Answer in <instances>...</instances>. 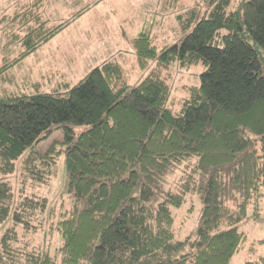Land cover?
Here are the masks:
<instances>
[{
	"label": "trees",
	"instance_id": "1",
	"mask_svg": "<svg viewBox=\"0 0 264 264\" xmlns=\"http://www.w3.org/2000/svg\"><path fill=\"white\" fill-rule=\"evenodd\" d=\"M232 1L206 0L181 41L161 50L139 34L138 67L155 66L135 84L111 59L64 88L0 89V228L12 223L0 238V264H230L244 249L248 236L237 225L261 217L264 204V0H237L230 10ZM34 18L24 52L0 62V87L10 68L65 26L45 29L48 20ZM172 65L203 67L178 110L160 75ZM59 129L62 139L35 150ZM62 156L75 206L49 227L60 241L54 255L19 232L43 229L48 198L24 191L16 200L7 178L22 162L33 184L47 183ZM180 168V180L165 189ZM193 194L202 202L198 226L179 240L172 209Z\"/></svg>",
	"mask_w": 264,
	"mask_h": 264
},
{
	"label": "rangeland",
	"instance_id": "2",
	"mask_svg": "<svg viewBox=\"0 0 264 264\" xmlns=\"http://www.w3.org/2000/svg\"><path fill=\"white\" fill-rule=\"evenodd\" d=\"M28 0H0V62L2 64L12 61L19 57L24 52L27 45L21 40L32 27L39 25V22L30 13L25 16L14 19L15 13L22 12L19 9V4L26 3ZM49 3L45 6L42 18L48 20L45 29L53 28L61 25V23L70 22L75 15L82 12L80 16V35L84 44L90 45V53H85L84 45H80L79 52L84 53V56L78 55V61L84 60L86 65L83 69H76L75 67H62L65 64L64 58H57L58 63H52L50 54L65 53L63 49L54 50L57 46H64L65 43H73L71 40L74 38V29L77 28L73 23L62 34L54 38L50 43L44 45L37 54L26 58L22 63L8 74L11 77L15 74L19 80V84L24 80V76H30L31 82L43 84L44 91H49L51 87L60 80V74H64L70 78V81L76 83L83 78L88 70L100 65V61L105 59L106 56L97 57L94 53L95 44H107L109 52L114 49L111 42L117 30V24L114 22L124 19L130 32L129 36L137 37L142 32L149 33L153 38L154 45L161 50L165 46L179 43L182 39L184 30L189 26H193L197 20V16L202 10H206V0H81L79 6L76 4H66L64 0H48ZM70 1V0H68ZM237 0L232 1L230 10L234 7ZM44 6V5H43ZM42 6V7H43ZM42 9V8H41ZM118 12V18L115 17L114 11ZM25 11V10H24ZM5 13L6 20L3 21L2 15ZM42 15V14H41ZM129 18V19H128ZM74 25L76 27H74ZM82 32V34H81ZM111 32V33H109ZM112 33L114 35H112ZM18 35L14 41V37ZM82 43V42H81ZM125 51H121L122 58H112L120 62L125 71V79L130 84H135L137 81L149 75L155 65L152 64L151 69L143 72L139 69L135 55L128 52L133 48V44L124 41ZM54 48L49 51L48 48ZM128 50V51H127ZM92 54V56H90ZM91 59V64L87 59ZM86 59V60H85ZM99 62V64H95ZM50 63V64H49ZM67 64V63H66ZM87 69V70H86ZM75 70V71H74ZM69 72V73H68ZM203 72L202 66H195L191 68H179L172 65L168 69L160 71V75L166 77L169 85L173 88V96L170 106L178 110L181 101L188 96L187 88L197 86L200 84V75ZM8 77H4L2 82L7 83ZM2 86V84H1ZM9 90H15L14 86L4 84ZM32 90H27L26 93H33ZM84 128H77L78 132ZM62 130L54 131L47 140L43 141L36 147V151L46 150L54 140L62 139ZM22 162H17V170L14 174L8 176V181L13 187L15 199L18 200L19 196L24 191L28 194L37 193L45 196L49 200L48 211L44 217V227L38 233H25L19 229L24 242L28 243L31 247L44 249L45 247L51 249L54 254L60 241L57 234L48 236L49 227L52 224L63 218V213L72 209L75 206L73 194L67 189L64 156L58 159V164L54 167L53 176L47 183L33 184V182L24 175L22 170ZM183 168V167H182ZM182 168L175 173L169 175L162 185L165 189L172 188L182 176ZM261 217L257 220L248 219L237 225L239 231L246 233L248 240L244 249L236 254L230 264H245L248 261H256L260 257H264V245L259 244V240L264 239V204H261ZM202 202L199 194L189 195L186 202L180 208H173L172 212L175 216V231L176 238L179 240L185 239L189 236L198 226L199 217L201 214ZM251 207L249 212L251 213ZM12 223L8 222L0 228V238ZM50 239L45 246V239ZM57 254V252H55ZM54 254V255H55Z\"/></svg>",
	"mask_w": 264,
	"mask_h": 264
},
{
	"label": "crops",
	"instance_id": "3",
	"mask_svg": "<svg viewBox=\"0 0 264 264\" xmlns=\"http://www.w3.org/2000/svg\"><path fill=\"white\" fill-rule=\"evenodd\" d=\"M14 2H16V0H13ZM65 3L67 4H76L77 6H79V1L81 0H64ZM17 3V2H16ZM49 3L48 0H28L26 3H21L19 4V9H23V11L25 10H28V13L31 14V16H35L37 13H41L42 16H43V11H44V8L45 6ZM44 5V6H43ZM43 6V7H42ZM42 8V9H41ZM46 9V8H45ZM82 12L81 13H78L77 15H75L73 17V19L70 21V22H66V23H61V24H65V26L55 35L53 36L52 38H50L47 42L45 43H42L41 45H39L34 51H32L29 55H27L26 58L28 57H31L33 54H37L38 51L44 46L46 45L47 43H50V41H52L54 38H56L58 35L62 34L63 31H65L70 25H72L73 23H77L75 24L77 26L76 29H74V38H72L71 40H73L74 42L73 43H65L64 46H57L56 49L54 48H48L49 51L51 50H61L63 49L65 51V53H55V54H50V56H52L51 58H53V60H51L52 63H58V60L57 58L60 59V57H62V59L64 58L65 60V64L61 65L62 67H67L69 70H70V67H75V70L78 68L79 70L80 69H83L86 65L85 61L82 60V61H78V55H81V56H84V53H81L79 52L80 50V45H84V49H82V51L85 50V53H90V45L89 44H84V41L82 40V35H80V32H79V29H80V16L84 13L85 9L82 8L81 9ZM114 12L115 13V17L118 18V12L115 10ZM20 16V12H17L15 13V16H14V19H18V17ZM2 19L3 21L6 20V15L5 13L2 15ZM129 19V18H128ZM114 22L117 24V30L115 32V35L112 33V35H114V38L111 42V45L114 46L111 50V52H109V48L107 46V44H103V43H99V44H95V46L93 47L94 48V54L95 56L97 57H102V56H106L105 59H103L102 63L103 64L104 62L108 61V60H111L112 58H117L119 61L120 59L119 58H122V52L121 51H125V46H124V41H128V42H131L133 44V48L128 51V52H132L134 51V39L136 37L134 36H129V28L127 26V24H129V21L127 20V22L124 20V19H121L119 21H115ZM74 25V27H76ZM111 33V32H109ZM82 34V32H81ZM16 39L14 38V41ZM82 42V43H81ZM92 54L90 56H92ZM25 59H23L20 63H22ZM86 60V59H85ZM88 63L91 64L93 60H91L90 58L87 59ZM19 63V64H20ZM67 63V64H66ZM50 64V63H49ZM95 64H99V62H96ZM18 65V64H17ZM92 66V64H91ZM99 66V65H98ZM16 67V65L12 68H10L7 73L5 74L6 77H8L7 79V83L3 82L2 83V86L0 87V89L6 91V92H26L27 90H32V91H44L43 88L44 85L43 84H40V83H36V82H31V78L30 76H24V80H22V83L19 84L18 80L19 78L13 74L11 77H9V73ZM97 67V66H96ZM88 68H95V67H88ZM90 69V70H91ZM74 70V71H75ZM87 70V69H86ZM88 70V72L90 71ZM69 73V72H68ZM9 74V75H8ZM4 76V77H5ZM3 77V78H4ZM60 80H57L56 81V84L49 88L50 90H55V89H59V88H64L66 86H69V85H72L74 84L72 81H70V78L64 74H60V77H59ZM4 84H10L11 86H14L15 87V90H9L7 87L4 86ZM49 90V91H50Z\"/></svg>",
	"mask_w": 264,
	"mask_h": 264
}]
</instances>
